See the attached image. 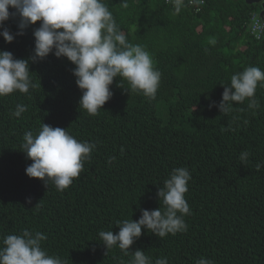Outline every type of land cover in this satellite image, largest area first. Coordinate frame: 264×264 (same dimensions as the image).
I'll return each instance as SVG.
<instances>
[{
    "label": "trees",
    "instance_id": "16d2710c",
    "mask_svg": "<svg viewBox=\"0 0 264 264\" xmlns=\"http://www.w3.org/2000/svg\"><path fill=\"white\" fill-rule=\"evenodd\" d=\"M190 1L176 13L169 0H128L127 8L121 0H103L128 42L145 46L162 73L154 100L117 77L111 99L89 115L79 107L75 65L53 54L30 61L36 87L29 93L0 96V238L40 231L47 236L43 249L66 264H128L131 256L118 247L107 251L99 232L116 234L117 221H137L142 209H158L159 187L174 168L186 167L192 177L187 231L159 238L142 229L129 252L142 250L153 262L167 257L169 264H195L201 257L264 264V166L256 171L264 162V87L258 84L255 93L258 109H249L247 99L227 115L209 109L233 74L249 66L264 70V29L259 40L250 33L260 8L242 0ZM18 24L19 17L5 22L13 34ZM38 27L30 25L11 44L0 36V51L30 60ZM18 104L27 107L19 118L12 115ZM42 123L96 143L64 191L25 173L32 161L21 147L24 133L36 134ZM242 151L250 153L246 164Z\"/></svg>",
    "mask_w": 264,
    "mask_h": 264
},
{
    "label": "clouds",
    "instance_id": "9594fccd",
    "mask_svg": "<svg viewBox=\"0 0 264 264\" xmlns=\"http://www.w3.org/2000/svg\"><path fill=\"white\" fill-rule=\"evenodd\" d=\"M169 2L179 13L183 0ZM121 6L127 8L128 0H121ZM9 9L13 11L10 13ZM10 17H19L20 31L15 34L5 26ZM37 22L39 27L33 32L34 55L30 60L16 59L11 52L0 51V96L16 91L29 93L36 87L29 70L30 61L35 63L53 54L75 65L72 74L82 92L79 107L89 115H96L111 99L110 86L117 77L126 80L132 92L156 98L162 73L154 68L152 55L145 46L128 42L103 0H0V36L6 43L11 44L16 36L24 35V29ZM211 43L215 44L216 40L211 39ZM261 82H264V70L246 67L231 76L229 85H221L222 99L219 103L210 101L209 109L216 107L227 115L233 111L234 104L246 99L249 109H258L260 104L255 93L258 84L264 87ZM118 86L122 88L121 80ZM26 111L25 105L18 104L12 115L19 118ZM21 147L32 161L25 169L26 175L42 181L46 187L51 182L58 191H64L79 177L85 162L91 160L96 143L78 141L67 129L42 123L36 134L24 133ZM123 151L121 149V154ZM249 156L248 151H242L239 160L246 164ZM115 161L116 157L112 156L107 163L111 165ZM262 166L264 162L257 163L256 171ZM191 179L188 168H174L158 189V209H142L137 221H117L116 234L112 230L100 231L99 238L107 251L118 247L125 256H131L128 264H169L167 257L153 262L142 250L130 253L129 249L141 237L142 229L159 238L187 231L184 217L190 215L191 210L185 194ZM26 202L31 204V199ZM46 239V234L28 229L0 238V264H66L64 259L49 255L43 249L42 242ZM195 264H214V261L201 257Z\"/></svg>",
    "mask_w": 264,
    "mask_h": 264
},
{
    "label": "built area",
    "instance_id": "2783aa9c",
    "mask_svg": "<svg viewBox=\"0 0 264 264\" xmlns=\"http://www.w3.org/2000/svg\"><path fill=\"white\" fill-rule=\"evenodd\" d=\"M168 1V0H166ZM189 4H198V5H202L203 4V1L202 0H196V3L191 0L189 2ZM198 10L196 9V12ZM260 17L259 15L258 16H253V19H252V22H251V34L255 37L256 40H259L260 36L262 35L263 33V29H264V24L263 22H261V20H259Z\"/></svg>",
    "mask_w": 264,
    "mask_h": 264
},
{
    "label": "water",
    "instance_id": "95a60500",
    "mask_svg": "<svg viewBox=\"0 0 264 264\" xmlns=\"http://www.w3.org/2000/svg\"><path fill=\"white\" fill-rule=\"evenodd\" d=\"M230 1H237V0H230ZM247 5H259V17L264 20V0H242Z\"/></svg>",
    "mask_w": 264,
    "mask_h": 264
}]
</instances>
